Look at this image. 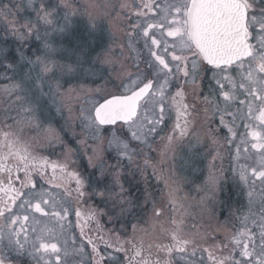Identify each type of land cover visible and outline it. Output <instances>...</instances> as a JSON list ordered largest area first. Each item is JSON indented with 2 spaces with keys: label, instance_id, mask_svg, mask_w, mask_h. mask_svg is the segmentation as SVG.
I'll return each mask as SVG.
<instances>
[{
  "label": "snow or ice",
  "instance_id": "6c2138e0",
  "mask_svg": "<svg viewBox=\"0 0 264 264\" xmlns=\"http://www.w3.org/2000/svg\"><path fill=\"white\" fill-rule=\"evenodd\" d=\"M256 2L141 0L139 5L134 6V14L143 18L133 25L139 32L129 33V36L137 35V42L143 40V47L150 57L147 63L151 75L140 84L133 80L130 85H124L123 94H112L111 98L102 96L93 105L94 115L88 118V126L98 132L100 126L120 122L122 127L127 126L132 139L147 143V137L164 122L169 99L176 108L178 119L186 116L188 105L183 102V87L196 85L202 73L211 72L224 107L221 108L218 101H209L208 97L204 99L211 103L213 115H219L221 125L227 128L230 134L227 142L239 140L236 145L237 159L241 147L245 154L249 153V144L252 150L259 153L258 158L247 157L254 158L255 163L249 166L250 171L242 167L239 179L245 185L250 180L252 183L259 180L264 184V8L257 14L253 11ZM121 7L128 5L122 4ZM19 8L30 10L35 20L18 21L16 13ZM54 20L55 6L45 3V0H26L19 7L15 3L0 7L5 39L11 35L24 43L34 38L40 44L31 55L25 53L22 47L16 49L15 55L7 47H0V69L4 79L10 81L0 89V94L15 97L5 112L6 119L14 120L15 126L42 127L38 113L49 101L55 103L65 87L58 74L71 75L78 70L75 65L60 64L53 58L56 49L49 37ZM253 29L256 31L253 32ZM129 47H133L131 40ZM86 71L96 74L93 69ZM8 72L12 75L8 76ZM174 80L177 91L172 96L166 90ZM233 106H236L235 112L231 111ZM11 110L16 111L15 117L9 115ZM225 116L232 117L231 121L226 123ZM238 120L242 122L243 132L237 131L241 127ZM6 127L7 131L0 129V264H11L8 253L27 257L30 264H70L69 258L85 255L84 244L77 245L72 232L73 224L69 217L73 208L63 197L58 199L50 191L37 189L33 180L34 173L43 176L48 168L53 173L59 170L64 176V184L54 186H63L67 195H71L67 184H75V227L79 229L82 240L91 246L88 264H172L173 253L196 256V241L182 237L175 220L172 221L175 227L170 232L171 243L156 246L158 252L165 253L162 259H154L150 251L146 253L142 242L122 243L118 239L113 243L110 239L104 240L99 235V218L106 215L109 222L122 221L134 207L133 201L125 195L119 164L113 166L110 185L104 190L93 189L91 192L93 196L111 200L115 211L84 210L80 203L89 195L86 179L79 172L68 170L66 163L37 157L31 151V145L21 141L13 125L6 124ZM186 128L187 120L184 126L177 122L174 131L178 130L183 136ZM48 131L50 141L59 140L54 130L49 128ZM93 138H98L95 132ZM172 139V136L168 137L169 141ZM112 147H115L118 156H126L131 161L129 143L115 133L109 140V148ZM67 151L70 153L72 150L69 148ZM92 151L93 155L88 157L89 165L98 169L99 181H103L108 175L103 155L97 149ZM94 160L100 162L94 163ZM21 172L23 177L19 175ZM219 181L217 175L209 177V191L213 198ZM115 187L119 188V192H115ZM248 195L251 198L253 193L250 191ZM261 209L259 223L252 220L259 229V241L247 226L249 217H244L245 227L232 237L233 248L227 255L222 251L217 254L215 246L201 250L207 253V264H264V199L261 200ZM155 214L159 216L161 212ZM91 224L96 226L97 239L103 240L113 253H124L123 258L101 253L92 236L86 233ZM125 244L129 247L126 248Z\"/></svg>",
  "mask_w": 264,
  "mask_h": 264
},
{
  "label": "rangeland",
  "instance_id": "374dc122",
  "mask_svg": "<svg viewBox=\"0 0 264 264\" xmlns=\"http://www.w3.org/2000/svg\"><path fill=\"white\" fill-rule=\"evenodd\" d=\"M22 2L26 3V0H0V7L10 6L12 3L19 7ZM45 3L55 6V20L49 37L56 49L52 54L53 58L60 64L75 65L78 70L71 75L58 74L61 84L65 87L62 89V95L56 97L55 103L49 101L38 113L42 125L40 128L18 127L15 126L14 120L6 119L5 112L15 97L9 98L0 94V129L7 131L6 124L13 125L21 141L31 145L34 155H48L57 163H66L69 169H76L72 160L77 159L76 155L81 156L85 160L83 164L93 172L90 188L87 187L89 195L84 197L83 202L86 209L115 211L111 200L93 196L91 192L93 189L99 191L108 187L113 166L119 164L121 183L126 189L125 195L133 201L134 207L122 221L112 222L120 223L124 227L125 241L142 242L146 253L150 251L161 259L165 257V253L158 252L156 246L171 243L170 232L175 227L172 224L175 220L182 237L195 240L197 247L212 244L218 252L225 254L227 243H221L217 237H223L225 232L229 234L226 229H231L236 221H233V216L225 222L219 217L221 207L226 206L227 200L223 194L224 186L221 184L224 175L222 166L227 158L235 160L232 174L236 176L240 174L237 168L239 163L250 171L249 166L255 163L254 158H258L259 154H255L250 148L249 153L245 154L241 147L240 157L237 159L236 145L239 140H233V147L230 146L228 137L222 134L214 135L210 122L202 115L191 117L185 134L181 136L179 131L174 129L177 122L181 126L184 124L180 119H174V114L169 115L167 106V120L163 123L164 126H157L159 129L147 137V143L132 139L127 126L118 125L107 129L100 127L98 132L95 128H90L88 118L92 116L96 101H100L104 95L110 97L112 94H123L124 85H130L133 80L140 84L145 77L151 75L147 63L150 57L143 47V40L137 42V35L129 36V33L138 34L139 30L134 29L133 25L143 18L134 16L136 5L133 0H82L80 5H75L69 0H45ZM122 4H127L128 7L122 8ZM16 19L35 20V15L30 10L19 8ZM73 28L75 31L77 28H83L87 31L88 38H71L68 33ZM41 34L43 35V32ZM5 36V24L0 21V47H5L3 42L7 41L11 45L7 48L13 55L16 49L21 47L25 53L31 55L40 46L34 38L20 43L11 35H7L6 39ZM130 40L132 48L129 47ZM87 69H93L96 74L89 73ZM7 75L11 76L12 73L8 72ZM8 83L10 81L4 79V74H0V89ZM168 102L170 105L171 99ZM9 115L15 117L16 111L11 110ZM49 128L54 130L59 140H49ZM94 132L98 137L96 139L93 138ZM113 133L129 143L131 161L122 156L124 162L120 163L115 147L109 148ZM169 136L173 137L171 141L168 140ZM69 148L72 150L70 153L67 151ZM93 149L103 155L108 172L103 181H99L98 169L89 165L88 157L93 155ZM249 156L254 158H247ZM99 162L94 160V163ZM188 167L191 175L205 176L199 186L200 190L193 194L185 191ZM236 170L238 173H235ZM213 174L220 177L214 198L208 184L209 177ZM257 183L262 185L261 182ZM240 184L238 177V187ZM115 192H119L118 187H115ZM242 193L239 195L241 198L237 197L236 202H233L236 207L238 204L249 209L247 214L241 213L242 223L244 224V217H249L247 225L253 219L259 222L261 217L256 216V211H262L260 200L252 201L247 193ZM258 206L260 209L256 208ZM254 208L256 209L253 213ZM157 211H160L161 215L157 216ZM231 214L235 215L233 212ZM99 219L103 224L109 222L106 215ZM254 233L258 242L259 231L254 229ZM172 259H185V254L173 253Z\"/></svg>",
  "mask_w": 264,
  "mask_h": 264
},
{
  "label": "flooded vegetation",
  "instance_id": "af4514ba",
  "mask_svg": "<svg viewBox=\"0 0 264 264\" xmlns=\"http://www.w3.org/2000/svg\"><path fill=\"white\" fill-rule=\"evenodd\" d=\"M69 1H73V4H75V5H80L82 2V0H69ZM140 2H141V0H133V3L135 5H139ZM261 8H264V0H257L253 11H255L257 14H259ZM134 16H136V15L134 14ZM255 31H256V29H253V32H255ZM68 34L71 38H76V39H84V38L86 39V37L88 38V33L83 28H80V29L77 28L76 31L73 28L72 31ZM63 36H65V35H63ZM140 61H141V59H140ZM201 76H202V78L197 81L196 85L189 84V85H185L183 87V93H184L183 102L186 105H188V108H187V115L181 116V117H179V119H180V121H182L183 124H185V120H187V127H188L190 118L193 117L194 115L206 116L207 120L210 122L209 123L210 126L214 129V131H213L214 135L219 136V134H222V135H225L229 138L230 134L228 133L227 128H225L223 125H221L219 115H213L214 109H213L211 103H209V101L215 100V101L219 102L221 108L224 107L223 99L219 95V90H218V87L215 83V80L212 78V73L211 72L202 73ZM180 83L182 84L183 81L181 80ZM176 91H177V82L174 80L170 83L166 92L171 93L172 96H174ZM110 97H108V98H110ZM204 97H208L209 101H206L204 99ZM166 106L168 108L167 112L169 113V115L174 114L175 115L174 119L178 120L176 108L171 104V102H170V105L168 102L166 104ZM235 110H236V106H233L231 108V111L235 112ZM92 115H94L93 112H92ZM231 119H232V117L225 116V122L226 123L231 121ZM166 120H167V116H165L164 122H166ZM172 120L173 119H170V121H172ZM163 123L159 125V128L164 126ZM237 123L241 124V127L238 128L237 131L238 132L244 131V129L242 127V122L238 120ZM118 125H121L120 122H118L116 125L100 126V127L107 129V128H114ZM159 128H157V130ZM230 146H232V143H230ZM248 147L251 149L250 144L248 145ZM252 151L255 152L254 150H252ZM255 154H259V153L255 152ZM37 157H45L49 161L55 162V159H51V157L48 155H42V156H37ZM76 157H77L76 160H72V163L75 165L76 169L74 170V169L68 168V170L79 172L86 179L88 186H89L90 180L93 178V172L91 171V169L87 165L83 164V162H85V160L82 159L81 156L76 155ZM121 157L122 156H119V160H118L120 163L124 162V159ZM112 161H116V160L112 159ZM234 167H235V160H232L230 158H227L226 161L224 162L223 166H222V171H223L224 175H223V178L221 180V184L224 186L223 187V194L226 195L227 200L225 201L226 206L221 207L222 209H221L219 217L222 221L225 222V220H228L229 217L233 216L235 218V220H233V221H236L235 223L232 224L231 229H229V228L226 229V230H229V234L225 232L223 234L224 235L223 237L222 236L217 237L221 243H223V244L227 243L228 249H227L225 255H227L233 248V245L231 242L232 237L245 227V225L241 221V218H242L241 215L247 214V212H249V209H247V207L242 208V207L238 206V204L236 203L237 207H238L237 208L233 202H236V198L240 197L242 192L248 194L250 191L253 193V195L251 198L249 197V195H248V197L252 201L256 200L258 202L260 200V204H261V199H264V196H263L264 195V184H262V185L258 184L257 182L260 183L259 180H256L254 183H252L250 180L248 185L241 183L240 186L238 187L237 179H238L239 175L234 176L232 174ZM242 167H243V165L241 163H239L237 166V168H239V170H240L239 172H241ZM200 168H203V167H200ZM187 172L188 173L185 176V191L188 192L189 194H193L196 190H200L199 186L201 185V181L204 180L205 176L204 175H191L190 174V167H188ZM235 173H238L237 170L235 171ZM19 175L21 177H23L24 174H23V172H21V173H19ZM33 180L35 181V183L37 185V189H43L44 191H50V192L56 194L58 199L63 197V199L68 202V205L73 208V214L69 217V220L73 224L72 232L76 237L77 245H79L81 243L84 244L85 255L83 257H71V258H69L70 264H88L89 254H91V246L87 245V242L85 240H82V238L80 237L79 229L75 227L76 217L74 215V209H75V206L77 204V201L75 199L76 193L74 191V188H75L74 182H70L67 184V187H68L69 191L71 192V195H67L65 193V188L63 186H61V187H55L54 186L57 184H64V182H65L64 176L59 172V170H57L55 173H53L52 169L48 168L46 170V174L43 176L37 175L34 173L33 174ZM17 187H19V182H17ZM89 188H90V186H89ZM260 189H262V191H259ZM27 190L28 189H25V191H27ZM86 191L89 192L88 188H86ZM83 202H84V198H83V201L80 203V207L84 210H87L85 208V205ZM241 204H242V199H241L240 205ZM259 206L256 208L260 209ZM256 208L252 209L253 213H254ZM232 212L235 215H232L231 214ZM242 212H243V214H241ZM256 212H257L256 216L261 217V211L257 210ZM252 215H254V214H252ZM258 223L259 222H257V224ZM100 225H101V230L99 231V235L103 236L104 240L110 239L113 243H115L119 239L120 242H122V243L125 242V230H124V227L120 223L115 224L113 222H106L104 224L100 223ZM247 226L253 232H254V229L259 231L256 224H253V222H251ZM86 233H88L89 235L92 236V238L94 239V241L97 244V247L99 248L101 253H103L105 256L114 254L115 256H119L121 258L124 257V253H113V249L107 248L105 246V243L103 240L97 239V229H96L95 224H91L89 226V228L86 229ZM125 247L128 248L129 245L125 244ZM213 247L214 246L212 244L206 245V246H199V247H197L196 256L193 257V256H188L187 254H185V259H172V264H207V253H202L201 250L203 248H213ZM188 251L191 252V247H189ZM217 254H219V252H217ZM151 255L154 259H161L160 257L155 256V254H151ZM202 255H203V261L201 260ZM8 258L11 261V264H30V261L28 260L27 257H18L14 253H8Z\"/></svg>",
  "mask_w": 264,
  "mask_h": 264
},
{
  "label": "trees",
  "instance_id": "16d2710c",
  "mask_svg": "<svg viewBox=\"0 0 264 264\" xmlns=\"http://www.w3.org/2000/svg\"><path fill=\"white\" fill-rule=\"evenodd\" d=\"M3 43H4L5 47H8V46L11 47L10 43H8L7 41H4ZM0 74H4L2 69H0Z\"/></svg>",
  "mask_w": 264,
  "mask_h": 264
},
{
  "label": "water",
  "instance_id": "95a60500",
  "mask_svg": "<svg viewBox=\"0 0 264 264\" xmlns=\"http://www.w3.org/2000/svg\"><path fill=\"white\" fill-rule=\"evenodd\" d=\"M111 98V97H110ZM106 126H112V125H106Z\"/></svg>",
  "mask_w": 264,
  "mask_h": 264
}]
</instances>
